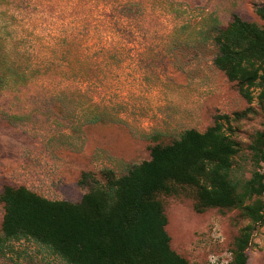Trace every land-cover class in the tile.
Returning a JSON list of instances; mask_svg holds the SVG:
<instances>
[{"label":"rangeland","instance_id":"rangeland-1","mask_svg":"<svg viewBox=\"0 0 264 264\" xmlns=\"http://www.w3.org/2000/svg\"><path fill=\"white\" fill-rule=\"evenodd\" d=\"M264 0H0V195L26 187L51 201L79 203L91 174L120 178L188 130L220 117L238 144L232 178L262 174L252 147L264 131L261 89L248 104L214 66L208 39L234 16L264 29ZM208 39V40H207ZM251 111L245 117L236 114ZM243 191V190H241ZM171 249L189 264L230 263L252 220L241 210L195 211V191L161 195ZM264 204V194L259 198ZM252 201H247V205ZM4 208L0 203V229ZM248 264H264V222ZM17 264H64L32 241ZM0 264H12L0 258Z\"/></svg>","mask_w":264,"mask_h":264},{"label":"trees","instance_id":"trees-1","mask_svg":"<svg viewBox=\"0 0 264 264\" xmlns=\"http://www.w3.org/2000/svg\"><path fill=\"white\" fill-rule=\"evenodd\" d=\"M256 14L264 22V6ZM208 39L217 50L214 66L238 85L248 104L253 102V89H261L259 101L264 104V29L234 16ZM222 120L230 122L229 117H220L205 133L188 130L171 145H155L151 160L123 177L107 170L102 183L83 174L79 185L88 192L79 203L51 201L26 187H5L0 195L4 208L0 258L17 264L22 258L17 245L32 241L64 264H189L171 249L159 197L191 189L197 213L241 210L252 220L236 239L228 263L248 264L254 227L264 222V204L256 199L264 194V175L253 171L244 186L233 180L238 144L226 133ZM255 144V162L261 166L264 131ZM247 201L252 202L247 205Z\"/></svg>","mask_w":264,"mask_h":264},{"label":"built area","instance_id":"built-area-1","mask_svg":"<svg viewBox=\"0 0 264 264\" xmlns=\"http://www.w3.org/2000/svg\"><path fill=\"white\" fill-rule=\"evenodd\" d=\"M262 175H264V164H262ZM31 191V190H30ZM213 264H218L216 262H213ZM220 264V263H219ZM222 264V263H221ZM228 264V263H227Z\"/></svg>","mask_w":264,"mask_h":264}]
</instances>
